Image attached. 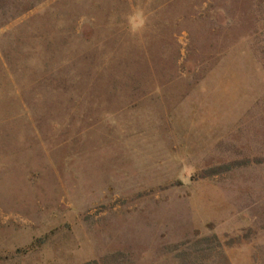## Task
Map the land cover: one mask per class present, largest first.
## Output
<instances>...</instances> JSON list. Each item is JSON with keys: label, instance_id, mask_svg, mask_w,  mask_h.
Listing matches in <instances>:
<instances>
[{"label": "rangeland", "instance_id": "obj_1", "mask_svg": "<svg viewBox=\"0 0 264 264\" xmlns=\"http://www.w3.org/2000/svg\"><path fill=\"white\" fill-rule=\"evenodd\" d=\"M0 264H264V1L0 0Z\"/></svg>", "mask_w": 264, "mask_h": 264}, {"label": "trees", "instance_id": "obj_2", "mask_svg": "<svg viewBox=\"0 0 264 264\" xmlns=\"http://www.w3.org/2000/svg\"><path fill=\"white\" fill-rule=\"evenodd\" d=\"M264 1V0H263Z\"/></svg>", "mask_w": 264, "mask_h": 264}]
</instances>
